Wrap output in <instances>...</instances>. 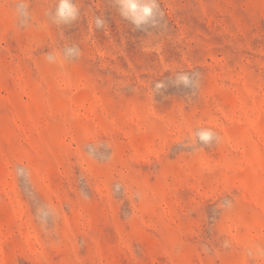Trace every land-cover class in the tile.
<instances>
[{"label":"rangeland","instance_id":"obj_1","mask_svg":"<svg viewBox=\"0 0 264 264\" xmlns=\"http://www.w3.org/2000/svg\"><path fill=\"white\" fill-rule=\"evenodd\" d=\"M158 2L0 0V264H264V0Z\"/></svg>","mask_w":264,"mask_h":264},{"label":"clouds","instance_id":"obj_2","mask_svg":"<svg viewBox=\"0 0 264 264\" xmlns=\"http://www.w3.org/2000/svg\"><path fill=\"white\" fill-rule=\"evenodd\" d=\"M114 5L122 18L129 21L137 30H144L146 27H155L162 18V12L158 0H113ZM79 16V9L74 0H57L54 11L50 18L56 24H69ZM95 26L102 27L104 21L100 17L94 18ZM69 54L74 49L67 50ZM48 59L53 61L54 56L49 55ZM198 72H177L173 75L172 84L174 86L190 88L194 90L198 82ZM167 87L164 81H156L153 84L154 93H159ZM219 136L211 128L200 127L192 132L191 145L209 146L213 142H219ZM22 171V170H18Z\"/></svg>","mask_w":264,"mask_h":264}]
</instances>
